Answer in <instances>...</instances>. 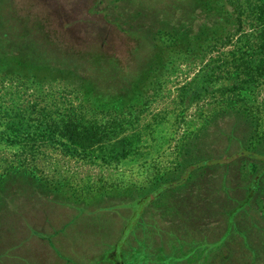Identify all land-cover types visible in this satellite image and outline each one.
Listing matches in <instances>:
<instances>
[{"label":"rangeland","instance_id":"1","mask_svg":"<svg viewBox=\"0 0 264 264\" xmlns=\"http://www.w3.org/2000/svg\"><path fill=\"white\" fill-rule=\"evenodd\" d=\"M239 1L0 0V264H264V0Z\"/></svg>","mask_w":264,"mask_h":264},{"label":"trees","instance_id":"2","mask_svg":"<svg viewBox=\"0 0 264 264\" xmlns=\"http://www.w3.org/2000/svg\"><path fill=\"white\" fill-rule=\"evenodd\" d=\"M237 2V3H236ZM246 2H248V0H246ZM237 4H238V6H237ZM230 5L231 6H233V9L234 8H237V9H239V8H241L240 6H241V3H240V1L239 0H236V1H232L231 0V3H230ZM259 6H261V3H260V5ZM257 14L258 15H260V16H262L263 18H264V11L262 10V11H259V12H257ZM7 17V16H6ZM237 19H238V16H237ZM239 20H240V16H239V19L237 20V22H239ZM8 26H10V24H8ZM32 28H34V26H32ZM15 31V30H14ZM40 32V31H39ZM38 32V33H39ZM42 37H43V35H42ZM25 41H26V39L25 38H23ZM27 42V41H26ZM28 44H37L38 45V41H29L28 42ZM257 49H258V51H257V54H258V59H260L261 60V58L263 59L264 58V31L263 30H261L260 31V33H259V35H258V42H257ZM260 56V57H259ZM257 66V65H256ZM258 68V67H257ZM114 70L115 71H117L116 70V68L114 67ZM130 78V77H129ZM124 79H127V78H124ZM125 89V91L127 90V89H130V87L129 88H124ZM130 91V90H129ZM112 94H113V92H111ZM194 94V93H193ZM234 116V115H233ZM246 116V114H242V115H240L239 114V118H242V117H245ZM231 129V131H229V134H232V128H234V125H231V127H230ZM239 151L240 152H242L243 150H242V148H240L239 149ZM244 153H245V155H247L248 157H255V156H257L256 154H254V153H252V152H248V151H243ZM117 155L119 156V155H121L120 153H117ZM262 159H263V161H264V155H262V156H260ZM207 162H209L208 160H206V159H203V160H201V161H199L198 163H196V165H194L193 166V168H196V169H198L200 166H202V165H204V164H206ZM188 171H189V169H187L186 170V175L188 174ZM180 183V182H179ZM156 185H154L153 186V188L152 189H150V191H149V193H148V196L150 197V198H156L157 196H158V194L162 191V190H164L165 189V187H170L171 185H167V186H165V184L164 183H161V182H157V183H155ZM165 186V187H164ZM219 243H220V240H219ZM200 243H198V245H199ZM204 244V243H203ZM217 243H214V244H205V245H207L208 246V248H205L204 249V252L202 253V255H201V257L199 258V260L196 262V264H198V262L199 261H203V260H205L206 259V254L208 253L207 251L209 250V249H211V248H213V246H215ZM218 245V244H217ZM197 251H192V250H189V248H188V251H186V253H187V256H188V260H189V262H192V259H193V257L195 256L194 254L196 253ZM199 252V251H198ZM185 253V254H186ZM201 263V262H200Z\"/></svg>","mask_w":264,"mask_h":264}]
</instances>
